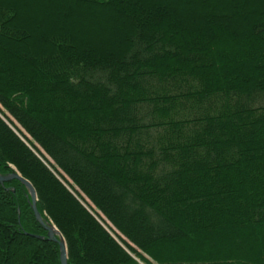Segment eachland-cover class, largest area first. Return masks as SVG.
<instances>
[{"label":"trees","instance_id":"trees-1","mask_svg":"<svg viewBox=\"0 0 264 264\" xmlns=\"http://www.w3.org/2000/svg\"><path fill=\"white\" fill-rule=\"evenodd\" d=\"M73 1L35 14L0 0V112L25 139L0 118V173L11 164L31 181L67 264H141L126 249L144 264H264L261 0L189 15L198 1L119 0L131 23L107 49L78 17L81 2L113 0ZM233 8L251 15L241 28ZM27 234L46 236L25 187L0 183V264H60L56 243Z\"/></svg>","mask_w":264,"mask_h":264},{"label":"rangeland","instance_id":"rangeland-1","mask_svg":"<svg viewBox=\"0 0 264 264\" xmlns=\"http://www.w3.org/2000/svg\"><path fill=\"white\" fill-rule=\"evenodd\" d=\"M19 1V4H20V11L22 10V12L24 13L25 10H29L30 8L33 10V12L35 14H39L40 13V9L41 8H46L49 12L52 11L53 9H55V4L52 3V1L54 3H57V0H17ZM59 1V0H58ZM197 4H191L189 5L188 7L189 8H186V15H189L192 14V13H197V10L196 8H198V6H200L201 4H199V2H202V4H205L206 3V0H196L195 2H197ZM62 2L64 3V5H73L74 2L76 3V1H73V0H62ZM61 2V3H62ZM176 2H178L176 0ZM262 4L261 6H264V0H261ZM84 4L85 7H83L82 5H79V7H83L81 9L84 10V13L85 14H88L89 16L86 15V17L84 16H80L78 17V19H80V22H81V25L83 28H86V31L85 32L89 37L91 38H95V37H99V36H102V45H100L101 47L103 48H110V46H112V44L116 41V36L118 34V32L121 31V29L124 28L125 26V23L129 24L131 23V21L128 19L130 18L129 17V14H123L121 15V13L119 12L120 8L122 5V2H120L119 0H113L112 1V5H114L115 7H112V9H104V8H101L99 5L96 4V9H94L92 5V2H81V4ZM89 3V4H88ZM77 4V3H76ZM78 5V4H77ZM121 5V6H120ZM44 8V9H45ZM263 7H261L262 9ZM195 9V10H193ZM57 10V9H56ZM46 11V10H45ZM232 15H231V19L229 22L233 23V24H237L239 25V27L241 28L242 24L244 22H247L246 20H248L251 15L249 12H246L245 10H242V9H238V8H233L232 11H231ZM41 17H46V13H43L40 14ZM49 16V15H47ZM87 19H90V20H87ZM47 20V18H43V20L41 19V22L43 23V21L45 22ZM48 22V21H47ZM79 22V23H80ZM87 23H90L89 25H87ZM93 25V26H91ZM51 27V26H50ZM93 27V28H92ZM256 29V28H255ZM256 30H254V35L258 34V33H255ZM239 33V34H238ZM237 33V36L239 38H242L244 36V33L242 31L241 33V30ZM33 34L35 35V33L33 32ZM76 36L79 37L77 31H76ZM258 36V35H257ZM111 44H109V42H112ZM225 41V40H224ZM226 42V41H225ZM233 43V42H232ZM231 44V42H230ZM224 45L226 46H229L225 43H222V47H224ZM230 46H232L231 48L235 49L236 51L237 50H240V49H236L234 48V44H231ZM234 53H236L234 51ZM237 54V53H236ZM248 56H251V57H257L259 55H256L254 52H249V53H246ZM0 116L4 117L2 112H0ZM5 119V118H4ZM6 120V119H5ZM7 121V120H6ZM7 124V123H6ZM8 125V124H7ZM11 125V124H10ZM9 126V125H8ZM12 126V125H11ZM10 127V126H9ZM13 127V126H12ZM11 128V127H10ZM14 128V127H13ZM15 133H17V135L22 138L23 141H25V139H23L22 135L18 133V131H16L15 129ZM27 145L32 149L31 145L26 141ZM36 155L37 152L32 149ZM38 157L42 160V161H45L43 158H41L39 155ZM46 166L51 170V172L56 176V178L64 185V187L73 195L75 196L80 204L95 218L97 217L96 216V213L93 212L92 210H90V208H88L87 204L85 202H90L79 190L78 188L75 186V185H71V181H69L68 177L64 174V173H58L57 171H55L52 167H50L47 162L45 163ZM9 166H11V171H14L16 170L17 172H19L17 170V168L11 164H9ZM20 173V172H19ZM2 174V173H0ZM21 174V173H20ZM2 175H6V174H2ZM22 175V174H21ZM23 176V175H22ZM24 177V176H23ZM25 178V177H24ZM68 181H66L65 179ZM27 179V178H26ZM28 180V179H27ZM30 183L31 181L28 180ZM3 184V183H1ZM32 184V183H31ZM70 184V185H69ZM23 185V184H22ZM24 186V185H23ZM33 186V184H32ZM25 189H26V192H27V196H28V201H29V204H30V195H29V191L28 189L26 188V186H24ZM34 187V186H33ZM35 189V187H34ZM76 189V190H75ZM48 190V195H50V199H52L54 202H67L66 200L63 199V196L57 192L53 187H50L47 189ZM36 191V190H35ZM75 191H78V193L82 196L83 200L79 197L78 193L75 192ZM53 192V193H51ZM82 200V201H81ZM37 202V193H36V201ZM41 215V214H40ZM101 217V220L98 218V220L105 226V228L107 229L108 232L109 229H108V226H109V223L103 218V216H99ZM43 218V217H42ZM96 219V218H95ZM103 220V221H102ZM53 225V224H52ZM56 228V226H54ZM113 237H115V239H117V241H120L118 237H116V234H114V232H110ZM61 234V233H60ZM63 237V236H62ZM64 238V237H63ZM65 241V240H64ZM122 244V243H121ZM124 246V245H123ZM125 248V246H124ZM126 249V248H125ZM126 251H128L130 253V255H132L133 258L136 259V261H139V263L141 264H144L138 257H136L133 253H131L128 249H126ZM144 258H146L144 256ZM67 259H68V255H67Z\"/></svg>","mask_w":264,"mask_h":264},{"label":"water","instance_id":"water-1","mask_svg":"<svg viewBox=\"0 0 264 264\" xmlns=\"http://www.w3.org/2000/svg\"><path fill=\"white\" fill-rule=\"evenodd\" d=\"M1 118L15 132V129L10 125V123L8 121H6L4 119V117L1 116ZM11 179L18 180L21 184H23L24 186H26V188L28 189L29 195H30V207H31V210L33 212L34 218L39 223V225L44 229V231L46 232V236L45 237H43V236H36V235H30V234H27V235H29V236H31L33 238H37V239H44V238H46L48 241H51V242L56 243L58 245V247H59V262H60V264H67V247H66V243L64 241V238L62 237V235L60 234V232L57 230V228H55L54 225H52V223L45 222L43 220L42 216L40 215V213L38 212L37 206H36V202H35L36 201V191H35L34 187L32 186V184L26 178H24L16 170H14V171L6 174V175L0 174V183H4V182L9 181ZM95 218L102 225V227H104V229H106L105 226L98 220V218L97 217H95Z\"/></svg>","mask_w":264,"mask_h":264},{"label":"bare ground","instance_id":"bare-ground-1","mask_svg":"<svg viewBox=\"0 0 264 264\" xmlns=\"http://www.w3.org/2000/svg\"><path fill=\"white\" fill-rule=\"evenodd\" d=\"M0 118H1V116H0ZM2 119V118H1ZM3 120V119H2ZM82 201V200H81ZM83 202H84V200H83ZM110 233V232H109Z\"/></svg>","mask_w":264,"mask_h":264}]
</instances>
